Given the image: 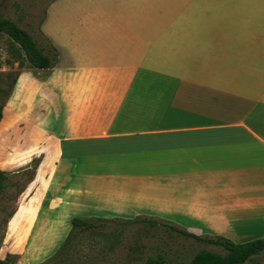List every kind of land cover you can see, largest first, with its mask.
I'll return each mask as SVG.
<instances>
[{
  "label": "crops",
  "instance_id": "crops-1",
  "mask_svg": "<svg viewBox=\"0 0 264 264\" xmlns=\"http://www.w3.org/2000/svg\"><path fill=\"white\" fill-rule=\"evenodd\" d=\"M40 34L56 66L19 70L0 123L40 162L24 257L50 259L74 218L133 212L264 239V0H50Z\"/></svg>",
  "mask_w": 264,
  "mask_h": 264
},
{
  "label": "rangeland",
  "instance_id": "rangeland-1",
  "mask_svg": "<svg viewBox=\"0 0 264 264\" xmlns=\"http://www.w3.org/2000/svg\"><path fill=\"white\" fill-rule=\"evenodd\" d=\"M49 1L0 0V16L13 20L40 45L49 47L40 34V25ZM24 66H28V62L19 46L7 35H1L0 102L7 100L10 92H13L19 70ZM17 155L16 139L13 140L10 136L3 138L0 134V169L9 174L7 188L0 194V259L21 251L19 256H15V262L33 264L44 260H34L39 253L24 257L26 246H33L25 240L37 213L39 198L36 197L27 204L28 196H20L33 178L36 163L18 164L15 160ZM136 214L133 212L127 216L131 220H94L92 230L74 236L73 244L66 252H62L65 237L49 255L51 258L48 257L50 259L40 264H144L148 258L159 255L165 257L169 264H186L202 250L226 254L222 247L199 242L172 231L164 221L169 219L167 217L146 215L147 213L135 217ZM152 222L156 225L152 226Z\"/></svg>",
  "mask_w": 264,
  "mask_h": 264
},
{
  "label": "trees",
  "instance_id": "trees-1",
  "mask_svg": "<svg viewBox=\"0 0 264 264\" xmlns=\"http://www.w3.org/2000/svg\"><path fill=\"white\" fill-rule=\"evenodd\" d=\"M7 35L12 41L19 46L24 53L26 61L33 67L40 70L53 69L56 66L59 53L51 45L48 39L44 38L49 47L42 46L37 40L26 30L20 27L11 19L0 16V36ZM12 92L7 97V100L0 102V123L3 119V110ZM36 163V168L39 165V160H33ZM35 168V170H36ZM35 173V172H34ZM34 176V174H33ZM9 180V174L0 169V194L7 188L6 182ZM94 220L74 218L72 220V229L67 239L63 243V251L66 252L68 247H71L74 241V236L84 232H89L93 228ZM95 221H107L96 219ZM155 226L156 223H150ZM172 231L180 233L187 238H192L199 242H207L209 244L222 247L225 255L214 253L208 250L198 252L190 262L186 264H248L252 259L264 252V239H258L245 244H235L223 237H216L215 239L202 238L196 236L188 231L169 226ZM16 255H8L5 259H0V264H17L14 260ZM144 264H169L165 257L159 255L145 260Z\"/></svg>",
  "mask_w": 264,
  "mask_h": 264
}]
</instances>
